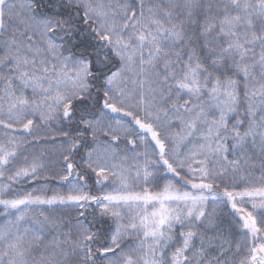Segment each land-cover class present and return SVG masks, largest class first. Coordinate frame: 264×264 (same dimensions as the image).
Here are the masks:
<instances>
[{
  "label": "snow or ice",
  "instance_id": "6c2138e0",
  "mask_svg": "<svg viewBox=\"0 0 264 264\" xmlns=\"http://www.w3.org/2000/svg\"><path fill=\"white\" fill-rule=\"evenodd\" d=\"M0 264H264V0H0Z\"/></svg>",
  "mask_w": 264,
  "mask_h": 264
}]
</instances>
